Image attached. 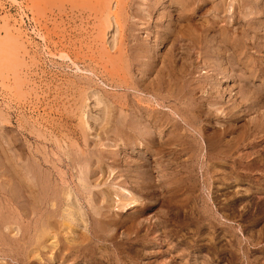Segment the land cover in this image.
<instances>
[{
	"label": "rangeland",
	"instance_id": "374dc122",
	"mask_svg": "<svg viewBox=\"0 0 264 264\" xmlns=\"http://www.w3.org/2000/svg\"><path fill=\"white\" fill-rule=\"evenodd\" d=\"M106 1L0 0V26L7 21L23 43L20 49L7 50L9 60L0 65V264H264V0H114L118 27L112 21L104 44ZM194 3L205 5L194 14L187 10ZM212 20L218 27L228 26L231 40H227L233 47L222 46L208 31V51L199 48L196 34ZM157 29L169 32L160 35L166 41L162 53L155 55L157 43L152 41ZM112 36L114 46L110 47ZM16 54L22 62L17 65ZM13 65L27 83L17 99ZM168 66L176 82H170L176 97L171 99L164 98L165 89L144 88L154 86L160 69L167 72L162 79L169 81ZM88 85L104 96L106 106H95L91 98L83 104ZM190 107L194 113H206L201 115L205 130H199L198 123L191 128L182 121ZM165 113L192 130L191 151L176 157L157 153L158 164L149 170L160 185L134 187L146 174L141 159L144 149L139 140V144L123 145L114 135V125L131 140L165 137L172 129L159 124ZM232 113L233 119L226 118ZM223 128L227 132L219 134ZM175 143L170 146L176 147ZM151 144L147 147L152 148ZM41 161L45 162L43 173L60 193L55 214L64 212L59 218L69 220L71 226L49 237L38 253L31 248V238L40 212L34 201L41 196L29 198L27 191L18 192L16 187L22 179H32ZM62 186L69 188L72 197L62 196ZM152 188L159 190L154 198L160 200L136 218L142 221L136 238L123 226L110 230L116 233L113 242L94 243L95 254L56 255L59 241L68 243L92 234L91 219L98 217L92 213L95 207L105 205L102 210L116 218L118 213L131 215L124 219L129 223L135 212L125 204L131 197L143 200L138 189ZM14 192L19 196L14 198ZM154 198L145 200L155 202ZM32 204L37 205L33 212ZM130 243L140 252L138 257ZM26 252L28 262L23 260Z\"/></svg>",
	"mask_w": 264,
	"mask_h": 264
},
{
	"label": "bare ground",
	"instance_id": "6f19581e",
	"mask_svg": "<svg viewBox=\"0 0 264 264\" xmlns=\"http://www.w3.org/2000/svg\"><path fill=\"white\" fill-rule=\"evenodd\" d=\"M12 1V0H11ZM204 1V0H203ZM17 2V1H16ZM15 2V3H16ZM22 2V1H21ZM107 2V1H106ZM116 2V1H115ZM147 2V1H146ZM195 2V1H194ZM197 2V1H196ZM1 3V2H0ZM18 3V2H17ZM26 3V2H25ZM108 4L106 5V7H105V10H104V13H105V23H106V25L105 26H107V28H106V30H105V32H104V44H106V41H107V29L108 28H110V26H112L113 25V23H115V26L116 27H118V23H117V19H116V17L117 16H115V14L113 13V11H112V8H113V3H114V0H109L108 2H107ZM121 3V2H120ZM20 2L18 3V6H20ZM28 4V3H27ZM123 4V3H122ZM154 4V3H153ZM26 5V4H25ZM116 5V4H115ZM204 5L205 4H199V3H194V4H189L188 5V7H187V10H189V11H191V12H199V11H201L203 8H204ZM151 6V5H150ZM229 6V5H228ZM230 7V6H229ZM96 8V7H95ZM124 8V7H123ZM164 8V7H163ZM212 8H213V6H212ZM78 10V9H77ZM195 14V13H194ZM1 15V14H0ZM8 15V14H7ZM82 15V14H81ZM219 15V14H218ZM146 16V15H145ZM2 17H4V20L5 19H7L5 16H2ZM120 17V16H119ZM167 17V16H166ZM168 18V17H167ZM179 18H181V17H179ZM219 18V17H218ZM103 20V21H104ZM117 20V21H116ZM170 20V19H169ZM245 20V19H244ZM112 21H113V23H112ZM189 21V20H188ZM123 22V21H122ZM233 22H234V20H233ZM167 23V22H166ZM171 23V22H170ZM9 23H7V21H5V25H3V26H0V30L2 29V30H4V34L2 35L1 34V32H0V65L2 66V64L3 65H5V63L7 62L6 60H9V59H6V53H7V50H12V51H14L15 49H20V47H21V44H23L22 43V41H20L21 39L20 38H18V37H20L19 36V32H18V36L16 35V34H14V33H12V31L10 30L11 28H9V25H8ZM12 24V23H11ZM242 24V23H241ZM261 24V23H260ZM104 26V27H105ZM159 27V26H158ZM161 27V26H160ZM112 28H113V26H112ZM250 28V27H249ZM15 29V28H14ZM211 29V30H210ZM244 29V28H243ZM16 30H18V29H16ZM116 30V29H115ZM227 30H228V26H224V27H218L217 26V21H215V20H212L210 23H208V24H204V27H202L201 29H200V31L196 34V39H197V42H198V44H199V48H201V49H203L205 52H207L208 51V49L207 48H209V46H210V42L208 41V38H209V36H210V33L212 32V36L214 37V39H215V37L216 38H218V41L222 44V46H228V47H233L231 44H233V43H230V41L229 40H231L229 37H227ZM164 31V30H163ZM208 31H211V32H208ZM23 32V31H22ZM21 32V33H22ZM53 32V31H52ZM167 32H169V30L167 31ZM166 31L165 32H159V30L157 29L156 31H154V40L152 41V43H154V44H156L155 45V47H156V50H155V55H157V54H161L162 53V49H161V45H163L164 43H165V41H166V39H165V36H161V38H160V35H162L163 33L165 34V33H167ZM238 32V31H237ZM3 33V32H2ZM114 33H115V31H114ZM42 34V33H41ZM45 34V33H44ZM39 35V34H38ZM43 35V34H42ZM250 35V34H249ZM25 36V35H24ZM88 36V35H87ZM121 36V35H120ZM211 36V37H212ZM39 37H40V35H39ZM42 37V36H41ZM109 37V36H108ZM259 37V36H258ZM121 38V37H120ZM119 38V39H120ZM160 38V39H159ZM227 38L229 39V40H227ZM44 39H45V37H44ZM43 39V40H44ZM27 40V39H26ZM28 40H29V38H28ZM47 40V39H46ZM50 40V39H49ZM53 40V39H52ZM53 42V41H52ZM110 47H113L114 46V37L112 36V38H110ZM209 42V43H208ZM216 42V41H215ZM47 43V42H46ZM45 43V44H46ZM202 43V44H201ZM245 43V42H244ZM44 44V45H45ZM145 44V43H144ZM38 45V44H37ZM48 45V44H47ZM124 45V44H123ZM153 45V44H152ZM252 45V44H251ZM46 46V45H45ZM154 46V45H153ZM48 47V46H47ZM105 47H106V50L107 51H109V48L105 45ZM144 47V46H143ZM152 47V46H151ZM163 47V46H162ZM217 47V46H216ZM114 49V48H113ZM142 50H147V47H144V48H141ZM155 49V48H154ZM164 49V48H163ZM150 50V49H149ZM232 50V49H231ZM20 51V50H19ZM212 51V50H211ZM26 52V51H25ZM24 52V53H25ZM160 52V53H159ZM12 53H15V52H12ZM50 53V52H49ZM101 53V52H100ZM221 53H222V51H221ZM9 54V53H8ZM54 54V53H53ZM52 54V55H53ZM102 54V53H101ZM121 54V53H120ZM143 54V53H142ZM154 54V53H153ZM15 55V54H14ZM63 55V53L61 54V56ZM65 55V54H64ZM164 55V54H163ZM16 56H17V54H16ZM71 56V55H70ZM109 56V55H108ZM154 56V55H153ZM231 56V55H230ZM19 57H21L20 55H19ZM18 56L17 57H14V64L15 65H17V64H20V63H22V62H20L21 60H19L18 58H19ZM63 57V56H62ZM61 57V58H62ZM66 57V56H65ZM123 57V56H122ZM220 57V56H219ZM218 57V58H219ZM11 58H13V57H11ZM67 58H69V57H67ZM66 58V59H67ZM70 58H72V56L70 57ZM69 58V59H70ZM102 58V57H101ZM25 59V58H24ZM63 59H64V57H63ZM103 59V58H102ZM165 59V58H164ZM73 60V59H72ZM70 61V62H73V63H75V61ZM76 60V59H75ZM176 60V59H175ZM23 61V60H22ZM177 61V60H176ZM11 62H13L12 61V59H11ZM155 62V61H154ZM28 63V62H27ZM124 63V62H123ZM152 63V62H151ZM77 64V63H76ZM150 64V63H149ZM15 65H13L14 66V73H16V71H17V69H16V67H15ZM74 65V64H73ZM117 66V65H116ZM121 66V65H120ZM120 66L118 67V68H120ZM62 67V66H61ZM76 67V66H75ZM152 67V66H151ZM169 67V66H168ZM29 68V67H28ZM99 68V67H98ZM105 68V67H104ZM148 68V67H147ZM76 69H78V68H76ZM80 69V68H79ZM142 69V68H141ZM151 69V68H150ZM168 69V78H169V81H167L166 82V80H164V79H162L163 77H162V75H165L166 76V73L164 72V70L163 69H160L159 71H158V75H157V77H156V83H154V84H152V85H154V86H151V87H148L147 85H144V88L145 89H147V90H149L150 88L153 90V88L155 87L156 89L155 90H157V91H159L158 90V88L159 89H165V91H167L168 93H166L167 95L166 96H164V98H167V99H171L170 97H175L174 96V94H171V92L170 91H172V89H170L169 87H170V82H173L172 80H174V79H172V76H173V74H172V70H173V68L170 66L169 68H167ZM29 70V69H28ZM81 70V69H80ZM104 70V69H103ZM174 71V70H173ZM19 72H20V70H19ZM19 72H17L16 74H14V97L15 96H21V95H23L22 94V86H23V83H25V81H23L24 79H21V75L19 74V75H17ZM129 72V71H128ZM154 72V71H153ZM3 73V72H2ZM44 73V72H43ZM81 73V72H80ZM30 74V73H29ZM96 74V73H95ZM111 74H113V72H111ZM138 74V73H137ZM1 75V74H0ZM36 75V74H35ZM113 75H115V73L113 74ZM142 75H143V73H142ZM41 76V75H40ZM89 76V75H88ZM148 76V75H147ZM164 76V77H165ZM31 77V76H30ZM97 77V76H96ZM117 77V76H116ZM143 77V76H142ZM25 78V77H24ZM70 78V77H69ZM75 78H76V76H75ZM147 78V77H146ZM40 79H41V77H40ZM118 79V78H117ZM125 79H126V77H125ZM57 80V79H56ZM78 80V79H77ZM77 80H76V82H77ZM135 80V79H134ZM1 81V80H0ZM39 81V80H38ZM69 81V80H68ZM73 81V80H72ZM71 81V82H72ZM122 81V80H121ZM116 82V81H115ZM127 82V81H126ZM175 82V81H174ZM174 82H173V85H174ZM72 83H74V82H72ZM122 83V82H121ZM176 83V82H175ZM25 84H27V83H25ZM38 84V83H37ZM71 84V83H70ZM77 84V83H76ZM81 84V83H80ZM119 84V83H118ZM143 84H144V82H143ZM184 84V83H183ZM190 84V83H189ZM5 85V84H4ZM87 85V84H86ZM90 85H92V84H90ZM110 85V84H109ZM124 85V84H123ZM125 85H126V83H125ZM124 85V86H125ZM148 85H151V84H148ZM156 85V86H155ZM11 86V85H10ZM71 86V85H70ZM76 86V85H75ZM124 86H122V87H124ZM131 86V85H130ZM138 86V85H137ZM5 87V86H4ZM42 87V86H41ZM76 87H78V86H76ZM119 87V86H118ZM175 87H176V84H175ZM74 88V87H73ZM84 88H86L85 89V92H84V95L82 96V99H83V104H84V102L87 100V99H89V98H91L92 99V101H93V104L95 105V106H99V105H104V106H106V99L104 98V96L97 90V88H95V86H87V87H84ZM83 88V89H84ZM173 88V87H172ZM177 88V87H176ZM185 88V87H184ZM183 88V89H184ZM63 89V88H62ZM178 89H179V87H178ZM24 90V89H23ZM176 90V89H175ZM180 90V89H179ZM7 91V90H6ZM162 91V90H161ZM68 92V91H67ZM193 92V91H192ZM24 93V92H23ZM46 93V92H45ZM82 93V92H81ZM160 93V92H159ZM149 94H150V92H149ZM158 94V93H157ZM44 97V96H43ZM178 97V96H177ZM16 99H17V97H15ZM55 98V97H54ZM77 98V97H76ZM176 98V97H175ZM138 99V98H137ZM140 99V98H139ZM182 99V98H181ZM54 100V99H53ZM160 100V99H159ZM178 100V99H177ZM187 100V99H186ZM155 101H157L156 99H155ZM25 102V101H24ZM167 102V101H166ZM198 102V101H197ZM129 103V102H128ZM131 103V102H130ZM135 103V102H134ZM139 103V102H138ZM142 103V102H141ZM149 103V102H148ZM82 104V105H83ZM136 104H137V102H136ZM150 104V103H149ZM129 105V104H128ZM148 105V104H147ZM37 106V105H36ZM71 106V105H70ZM139 106V105H138ZM197 106V105H196ZM195 106V107H196ZM200 106V105H199ZM28 107V106H27ZM146 107V106H145ZM150 107V106H149ZM18 108V107H17ZM50 108V107H49ZM193 108L194 107H190V114L188 115V117H187V119H181L182 121H184L187 125H189V127H191V128H193V126L195 125V123H198L199 125H197L198 126V129L199 130H205V128H207V125L206 124H204V123H202L203 121H204V119H202V116L201 115H204V114H206L205 112H201L202 114L200 115V114H198V113H194L193 112ZM20 109V108H19ZM139 109H141V108H139ZM199 109V108H198ZM28 110V109H27ZM135 110V109H134ZM133 110V111H134ZM142 110V109H141ZM144 110V109H143ZM147 110V109H146ZM152 110V109H151ZM154 110V109H153ZM152 110V111H153ZM139 111V110H138ZM148 111V110H147ZM74 112V111H73ZM142 112H144V111H142ZM136 113V112H135ZM146 113V112H145ZM148 113V112H147ZM83 115H84V112H82V120H83ZM102 115V114H101ZM135 115V114H134ZM138 115V114H137ZM226 115V114H225ZM228 115V114H227ZM140 116V115H139ZM150 116H152V115H150ZM236 115L234 114V113H232V114H229L228 116H226V118L227 117H229V118H234ZM3 118V117H2ZM92 118H93V120H97L98 119V117L96 116V115H94V116H92ZM149 118V117H148ZM153 118V117H152ZM49 119V118H48ZM58 119V118H57ZM158 119V118H157ZM157 119L156 120H154V122L156 123V121H157ZM159 119H161L160 120V122H159V124L160 125H170L171 127H172V129L171 130H169V135L168 136H163L162 135V137H160V138H158V137H156V136H154L153 137V135L152 136H147V137H142V138H140V137H138V136H136V138L135 139H133V140H131L130 139V137H128V135H122V134H119L118 132H121L120 131V129H119V127H118V125H116L115 123V125H114V129H113V131H114V135L117 137V136H119V138L118 139H120V141L122 142V144L123 145H125V144H128V143H130V145H132V144H139V143H136V140H139V142H141V146H142V148L144 149L143 150V152L141 151V153H143L142 154V156H141V159H142V166H145V168H144V172L146 173V174H148V176L147 177H145L146 176V174H145V178L144 177H142L141 179H139L140 177H141V175L139 174V180L140 181H137V183L136 182H134V187L135 186H137V187H140V189H148V188H146L147 186L149 187V186H152L153 187V185L154 186H159L160 184L159 183H156L155 181L156 180H154L153 178H151L152 177V170H151V172H150V170H149V166H152V165H155V167H156V164H158V162H157V158H156V155H157V153H159V152H161V153H169V154H174L175 155V157H176V155H178V154H180V152H184L185 154H188V153H190V151H191V143H190V141H189V138L190 137H192V138H195L194 137V134L192 133V130H190V128H187V127H185L183 124H181L180 123V121L179 120H177L174 116H172V115H169L168 113H165V115H164V118L163 117H161V118H159ZM206 119V118H205ZM44 120V119H43ZM151 120V119H150ZM153 120V119H152ZM139 121V120H138ZM143 121V120H142ZM145 121V120H144ZM159 121V120H158ZM157 121V122H158ZM20 122V121H19ZM18 122V123H19ZM125 122V121H124ZM135 122V121H134ZM140 122V121H139ZM148 122V121H147ZM151 122V121H150ZM27 123V122H26ZM83 123H85V121L83 120ZM110 123V122H109ZM127 123V122H126ZM149 123V122H148ZM124 124V123H123ZM122 124V125H123ZM152 124H153V122H152ZM157 124V123H156ZM128 125V124H127ZM149 125V124H148ZM33 126V125H32ZM153 126V125H152ZM124 127V126H123ZM154 127V126H153ZM167 127V126H166ZM17 128V127H16ZM155 128V127H154ZM15 129V128H14ZM115 129H117V130H115ZM161 129H163L162 127H161ZM179 129H180V131H179ZM159 130V129H158ZM198 130V131H199ZM133 131V130H132ZM162 131H164V130H161V132ZM179 131V132H178ZM201 131H199V132H201ZM40 132V131H39ZM128 132V131H127ZM205 132V131H204ZM225 132H227V129H225V128H223V130H221V132H219V134H222V133H225ZM61 134V133H60ZM129 134V133H128ZM152 134V133H151ZM160 134V133H159ZM218 134V135H219ZM54 135V134H53ZM83 135V134H82ZM150 135V134H149ZM165 135V134H164ZM224 135V134H223ZM65 136V135H64ZM112 136V135H111ZM112 137H114V136H112ZM16 138V137H15ZM83 139H85V138H83ZM31 140V139H30ZM175 141H177V144L175 143V145H176V147L178 146V148H176V147H172V146H170V145H173L174 144V142ZM217 141V140H216ZM194 142V141H193ZM149 143H153V145L155 146H153L152 144V148H148L147 147V144H149ZM16 144V143H15ZM22 144V143H21ZM90 145V144H89ZM71 146H73V145H71ZM138 146V145H137ZM209 146V145H208ZM23 147V146H22ZM21 147V148H22ZM76 147V146H75ZM132 147V146H131ZM155 148V149H154ZM120 149V148H119ZM125 149V148H124ZM137 149V148H136ZM68 150V149H67ZM157 152H156V151ZM219 151H221V150H217V152H219ZM23 152V151H22ZM21 152V153H22ZM93 152V151H92ZM15 153V152H14ZM20 153V155H22ZM90 153V152H89ZM140 153V152H139ZM15 155V154H14ZM87 155H89V154H87ZM61 156V155H60ZM224 156V155H223ZM71 157V156H70ZM140 157V156H139ZM171 158V157H170ZM20 159V158H19ZM141 159H140V161H141ZM175 159V158H174ZM34 160V159H33ZM39 160V159H38ZM48 160V159H47ZM62 160V159H61ZM87 160V159H86ZM104 160V159H103ZM24 161V160H23ZM37 161V160H36ZM73 161V160H72ZM102 161V160H101ZM132 161V160H131ZM16 162V161H15ZM91 162V161H90ZM187 162V161H186ZM83 163H84V161H83ZM88 163V162H87ZM96 163V162H95ZM105 163V162H104ZM29 164V163H28ZM27 164V165H28ZM31 164V163H30ZM45 162H43V161H41L40 163H38V168H36L35 170H36V172H34L33 171V177H32V179H29V181H26V182H24V180L22 179V181H19L18 182V188L16 187V189H18V192H19V190H20V192H25V191H27L28 192V195H29V198H34L35 199V197H36V195L39 193L40 194V196H41V198L38 200V201H34V203H38V206L35 204V205H33V206H31L30 207V209H31V212H33V211H35V209H37L38 208V210L40 211L39 212V216H37L36 218H35V221H34V226H33V230H34V233H33V236H32V238H31V240H32V247L31 248H33V249H35V251H38V253L40 252V250H39V248L42 246L43 247V245L42 244H45L44 246H46V240L49 238V237H51V236H57L58 235V233L61 231L60 229H64L65 228V226H71V222L68 220L67 221V219L66 218H64L63 220H60V218H59V216H64V212L62 213V215H60V213H59V216H56V214L55 213H57V206H59L58 205V203H60V202H57L56 200H58L57 199V197H58V195H60V193L58 194H56V192H55V187L54 188H52V185H53V183H51L50 182V179H49V177L46 175V174H44L43 173V166L45 167ZM73 164V163H72ZM19 165V164H18ZM95 165V164H94ZM98 165V164H97ZM128 165V164H127ZM34 166V165H33ZM91 166V165H90ZM93 166V165H92ZM99 166V165H98ZM139 166V165H138ZM171 166V165H170ZM19 167H21V164L19 165ZM27 167V166H26ZM31 167V166H30ZM49 167V166H48ZM53 167V166H52ZM56 167V166H55ZM154 167V166H153ZM152 167V168H153ZM3 168V167H2ZM151 168V167H150ZM151 168V169H152ZM21 169V168H20ZM25 169V168H24ZM75 169H77V168H75ZM82 169V168H81ZM84 169V168H83ZM130 169V168H129ZM5 170H7V169H5ZM23 170V169H22ZM90 170V169H89ZM94 170V169H93ZM17 171V170H16ZM24 171V170H23ZM46 171V170H45ZM79 171V170H78ZM82 171V170H81ZM85 171V170H84ZM130 171V170H129ZM127 172V171H126ZM65 173V172H64ZM90 173V172H89ZM141 174L143 173L142 172V170H141V172H140ZM19 174V173H18ZM32 174V173H31ZM82 174H84V173H82ZM87 174V173H86ZM86 174H84L85 176H86ZM91 174V173H90ZM89 174V175H90ZM51 175V174H50ZM151 175V176H150ZM27 176V175H26ZM66 176V175H65ZM80 176V175H79ZM138 176V175H137ZM142 176H143V174H142ZM80 178V180H83L84 178L83 177H79ZM89 178V177H88ZM55 179H57V178H55ZM6 180V179H5ZM15 180V179H14ZM17 181V180H16ZM65 181V180H64ZM4 182V181H3ZM61 182H62V180H61ZM69 182V181H68ZM56 184H57V182H55ZM86 183L87 184H90L89 182H88V180H86ZM14 184V183H13ZM59 184V183H58ZM57 184V185H58ZM63 184V183H62ZM11 185V184H10ZM11 187V186H10ZM196 187V186H195ZM25 188V189H24ZM61 188V187H60ZM90 188V187H89ZM15 189V190H16ZM90 190V189H89ZM17 191V190H16ZM15 191V192H16ZM52 191V196L51 197H49V195L48 194H50V192ZM150 191V192H149ZM149 191H146V190H137V192H139V194L143 197V200L142 201H138V200H136V199H134V197H131L130 198V201H128L127 203L126 202H124V203H126L125 205H130L129 206V209H131V208H133L132 210L135 212H133L134 213V215H135V217L133 216V218L131 219V222H129V223H127V221H125L124 219H128L129 217H131V215H129V216H127V218H126V215L127 214H125V215H123V214H119L118 213V215H120L119 216V218H116V217H113L111 214H108V213H106V211H104V210H102V209H105L106 207H105V205H101V206H99L98 208L97 207H95V210H94V212H92V213H94V215H97L98 217H95V216H93V219H91V220H93L94 221V226L92 227V230H91V235L90 236H88V235H85L84 233V235H82L81 236V239L80 240H77V241H74V240H71V241H69L68 243H62L61 241H59L60 243H59V245H58V249L60 250L59 252H55L56 253V255L57 256H59V257H62V258H66L67 256H69V255H74V256H76V255H80V254H82V253H84L85 251H88V252H91L92 254H95V250H94V248H93V244L94 243H96V242H98V240H100V241H107V240H109L110 242H113L114 240H115V236H116V229H118L119 227H123V226H125L129 231H131V232H133L134 233V238H136L137 237V234L139 233V231H140V228H139V223L141 222L142 223V221H140L139 223H138V221H135L136 220V218L138 219V217H140L142 214L144 215V213H147V211H150L151 209H153L157 204H158V202H159V200L157 199V198H154L155 196H156V194H158V192H159V190L158 189H155V188H152L151 190H149ZM5 192V191H4ZM14 192V198H16L17 196H19L18 194L19 193H15ZM10 193V192H9ZM22 193V195H24ZM113 193V192H112ZM160 193V192H159ZM21 194V193H20ZM61 194H62V196L64 195V196H66V197H72L71 196V191L69 190V188H67V186L66 187H63L62 186V190H61ZM93 194V193H92ZM123 194V193H122ZM7 195V194H6ZM13 195V194H12ZM74 195V194H73ZM121 195V194H120ZM24 196H26V195H24ZM23 196V197H24ZM9 197V196H8ZM7 197V198H8ZM20 197H22V196H20ZM91 197V196H90ZM108 197V196H107ZM24 198H26V197H24ZM60 198V200L62 199V197H59ZM152 198H154L155 199V202H150L149 200L148 201H146L145 199H152ZM22 199V198H21ZM25 200V199H24ZM31 200V199H30ZM64 200V199H63ZM119 200V199H118ZM13 201H15V199L13 200ZM17 201V200H16ZM19 201H20V199H19ZM89 201V200H88ZM93 202V201H92ZM114 202V201H113ZM46 203H47V206H46ZM81 203V202H80ZM133 203V204H132ZM8 204V203H7ZM17 204V203H16ZM24 204V203H23ZM49 204H51V206H50V208H49ZM132 204V205H131ZM8 206V205H7ZM17 206V205H16ZM35 206H37V208L35 207ZM39 206H43V208H41V207H39ZM9 207V206H8ZM21 207V206H20ZM23 207V206H22ZM25 207V206H24ZM23 207V208H24ZM27 207V206H26ZM10 208H11V206H10ZM13 209V208H12ZM121 209V208H120ZM4 210V209H3ZM26 210V209H25ZM86 211V210H85ZM66 214L67 215H71V209L70 208H66ZM35 213V212H34ZM21 214V213H20ZM22 215V214H21ZM26 215V214H25ZM29 215V214H28ZM36 215V214H35ZM2 216V215H1ZM4 216H6V215H4ZM1 218V217H0ZM84 218V217H83ZM2 219V218H1ZM3 221V220H2ZM17 222V221H16ZM31 223V222H30ZM127 223V224H126ZM3 224V223H2ZM5 224V223H4ZM17 225V224H16ZM5 226V225H4ZM9 226V225H8ZM24 226V225H23ZM73 227V226H72ZM142 227V226H141ZM112 229H115L114 231L115 232H110V230H112ZM20 230V229H19ZM22 230H23V228H22ZM70 230V229H69ZM126 230V229H125ZM85 231V230H84ZM30 232V231H29ZM65 232V231H64ZM63 232V233H64ZM62 233V234H63ZM126 233H128L127 231H126ZM6 234V233H5ZM87 234H89V233H87ZM130 235V234H129ZM3 236V235H2ZM21 238H23V237H21ZM133 238V237H132ZM123 239V238H122ZM12 240H13V238H12ZM15 240V239H14ZM62 240V239H61ZM2 241V240H1ZM57 241V240H56ZM99 241V242H100ZM127 241V240H126ZM7 242V241H6ZM54 242V241H53ZM24 243V242H23ZM25 244V243H24ZM123 243H121V245H122ZM3 245H4V243H3ZM17 245V244H16ZM21 245V244H20ZM119 245V244H118ZM126 245V244H125ZM135 246V245H134ZM106 247V246H105ZM129 247H132V249H131V251H133L134 252V254H135V256L136 257H138L139 256V254H140V252L136 249V248H133V244L132 243H130L129 244ZM1 248H3V247H1ZM100 248L101 249H103L104 247L103 246H100ZM24 249V248H23ZM106 249V248H105ZM64 250H66L67 252L66 253H64ZM97 250V249H96ZM29 251V250H28ZM23 255H25V258H23V260H25L26 262H28V253L26 252V253H23ZM27 255V256H26ZM138 255V256H137ZM73 257V256H72ZM69 258V257H68ZM64 260V259H63ZM25 262V263H26ZM16 263V262H15ZM125 262H122L121 264H124ZM28 264V263H27ZM59 264H61V263H59Z\"/></svg>",
	"mask_w": 264,
	"mask_h": 264
}]
</instances>
